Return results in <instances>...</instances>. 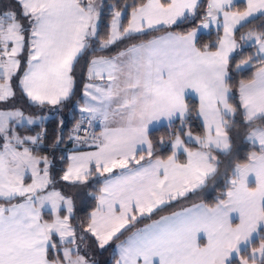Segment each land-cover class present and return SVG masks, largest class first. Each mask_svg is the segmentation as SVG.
Returning <instances> with one entry per match:
<instances>
[{"label": "snow or ice", "instance_id": "6c2138e0", "mask_svg": "<svg viewBox=\"0 0 264 264\" xmlns=\"http://www.w3.org/2000/svg\"><path fill=\"white\" fill-rule=\"evenodd\" d=\"M124 8L102 38L98 0H0V102L78 114L58 169L63 132L0 108V264H264V0Z\"/></svg>", "mask_w": 264, "mask_h": 264}, {"label": "trees", "instance_id": "16d2710c", "mask_svg": "<svg viewBox=\"0 0 264 264\" xmlns=\"http://www.w3.org/2000/svg\"><path fill=\"white\" fill-rule=\"evenodd\" d=\"M133 2L134 0H104L103 1L102 3L103 15L101 17V22H100V36L102 38L106 37L109 31L108 25L110 23V10L113 7H116L118 10L124 11L125 10L124 6L128 4H132ZM203 2L206 4L207 0H203ZM240 5L243 6L242 3H240ZM123 20L126 23L127 16H125ZM157 34L159 35L163 33H157ZM204 35L206 37L209 36L208 33ZM220 35H222V31ZM216 38H217L216 32L212 31L210 34V39L215 40ZM117 48L118 46H113L112 51L117 50ZM89 51H91V49ZM252 51H254V49H252ZM96 54H102L98 46L96 47ZM91 58L93 57L89 55H85L83 59H81L79 62L78 72H77L78 89L82 88L83 82L85 80V76H84L85 66L87 62L89 61V59ZM251 74H252L251 71H247L242 76L241 75L236 76V80L238 81L241 78H246L247 76H250ZM16 84H17V80L14 79V88H16ZM16 91H17L16 103L14 105L12 104V106L22 108L25 111L26 115L38 116L39 114H41V112H44L45 110H49L48 108L39 109L36 107H29L28 102L19 94V90L16 89ZM79 95L80 93L78 92L77 99H79ZM189 101L191 104L198 105V103L193 99H189ZM60 116H62L65 120V125L63 129H61L59 125V116H56V115H54L51 119L43 123L44 127L47 129V135H48V139L45 141L46 149H47V146L51 144L53 138L57 136V134H59L62 131L64 135V143L61 144L59 146V149L56 151L58 169L63 165V162L59 160V157L61 155H65L66 152H68L71 148L74 147L72 142L69 141L67 137H68V134L71 132L76 120L78 119V114L73 112L72 105L69 104L63 110V112L60 113ZM25 130L27 131V129ZM192 130H193L194 135H199L202 133V122L201 120L195 118V114H193ZM153 134L158 137L159 135L163 134V129L153 130ZM162 151H163V154L166 155L168 154L169 149L165 148ZM244 155H246V151L242 150L241 156H244ZM92 183H93V187L91 190H97L100 187V185L96 184L95 181H93ZM222 190H223L222 188L209 189L207 192L202 193L199 197H196L193 200H190L189 205L192 203H199V202L213 203L216 197L220 195V192ZM65 191H68V190L65 189ZM80 195H81V198L77 201V220L83 219V217L87 213H89L95 206V201L91 197L87 196L83 189L80 190ZM116 254L117 253L115 250V243H113L108 246L106 251L97 252L96 258L101 261V264H103L104 261H107L110 257Z\"/></svg>", "mask_w": 264, "mask_h": 264}, {"label": "crops", "instance_id": "0c3cea01", "mask_svg": "<svg viewBox=\"0 0 264 264\" xmlns=\"http://www.w3.org/2000/svg\"><path fill=\"white\" fill-rule=\"evenodd\" d=\"M236 2L238 3V4H240V3H242V4H244L245 3V0H236ZM103 3V2H102ZM102 5V4H101ZM214 31V30H213ZM205 34H207V33H205ZM223 34V33H222ZM22 67H23V65H22ZM23 69V68H22ZM14 79L15 78H13V81H12V85H13V87H14ZM189 99H193V100H195L197 103H198V97L195 95V94H192L190 97H189ZM0 104H1V102H0ZM4 104V103H3ZM3 108V107H2ZM54 116V114L52 113V112H50L49 110H45L44 112H41V114H39L38 116H36L37 118H39V117H47V119H45L44 121H43V123H45L46 121H48L49 119H48V117L50 118H52ZM157 129H159V128H157ZM153 130H156V129H153ZM25 131V134H31V133H29V132H27L26 130H24ZM74 148V147H73ZM73 148H71L68 152H66V154H70V152L73 150ZM82 150H88L87 148H83Z\"/></svg>", "mask_w": 264, "mask_h": 264}, {"label": "rangeland", "instance_id": "374dc122", "mask_svg": "<svg viewBox=\"0 0 264 264\" xmlns=\"http://www.w3.org/2000/svg\"><path fill=\"white\" fill-rule=\"evenodd\" d=\"M103 1H104V0H98V2L101 3V4H102ZM10 106H12V102H9L8 104H5V103L3 104V103L1 102V104H0V108H2V107H3V108H4V107H10ZM48 119H51V117H50V118L48 117Z\"/></svg>", "mask_w": 264, "mask_h": 264}]
</instances>
